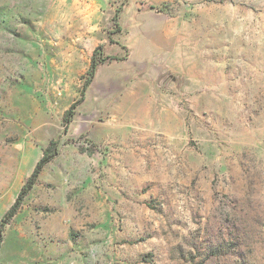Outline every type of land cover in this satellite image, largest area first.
<instances>
[{
  "label": "rangeland",
  "instance_id": "rangeland-1",
  "mask_svg": "<svg viewBox=\"0 0 264 264\" xmlns=\"http://www.w3.org/2000/svg\"><path fill=\"white\" fill-rule=\"evenodd\" d=\"M50 142L0 264H264V0H0V220Z\"/></svg>",
  "mask_w": 264,
  "mask_h": 264
},
{
  "label": "trees",
  "instance_id": "trees-1",
  "mask_svg": "<svg viewBox=\"0 0 264 264\" xmlns=\"http://www.w3.org/2000/svg\"><path fill=\"white\" fill-rule=\"evenodd\" d=\"M101 51V47H98L96 50L93 51V55L91 58L89 69L86 73L87 79L83 85L80 99L73 103L68 111H66L64 115V121L66 123H69L73 117L74 109L78 105V103L83 99L84 92L91 83L97 66L101 63H104L107 58H96L97 52ZM57 149V142H50L49 146L43 151L42 157L40 160L36 163V166L34 167L33 172L31 173L30 177L27 179L26 183L22 186L20 192L18 193L17 199L15 200V203L11 206V208L3 215V217L0 220V247L3 241V235H2V228L7 224L13 216L16 214L18 207L20 206V202L22 199L30 192V190L35 185L38 175L41 171V169L46 165L48 162L51 161V159L56 155Z\"/></svg>",
  "mask_w": 264,
  "mask_h": 264
}]
</instances>
